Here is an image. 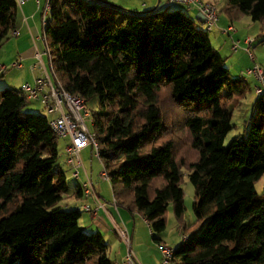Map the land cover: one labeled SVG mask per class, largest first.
<instances>
[{
    "label": "trees",
    "instance_id": "trees-1",
    "mask_svg": "<svg viewBox=\"0 0 264 264\" xmlns=\"http://www.w3.org/2000/svg\"><path fill=\"white\" fill-rule=\"evenodd\" d=\"M50 5L44 33L54 72L88 105L99 99L97 110L89 108L116 200L139 212L160 244L173 205L187 234L173 264H264V193L256 190L264 175V95L253 102L247 132L226 145L230 101L249 85L230 76L208 30L186 9ZM222 10L264 21V0H225ZM18 11L15 0H0V48ZM164 101L182 111L185 143L166 120ZM27 103L21 88L0 90V264H114L102 233L88 232L82 211L61 204L69 186L54 168L58 136ZM185 173L195 187L192 224L183 219Z\"/></svg>",
    "mask_w": 264,
    "mask_h": 264
},
{
    "label": "rangeland",
    "instance_id": "rangeland-1",
    "mask_svg": "<svg viewBox=\"0 0 264 264\" xmlns=\"http://www.w3.org/2000/svg\"><path fill=\"white\" fill-rule=\"evenodd\" d=\"M105 1L111 2L122 8L129 9L128 7H124V5H120L113 1H109V0H105ZM133 1L136 3L137 6H139V4L142 5L144 3L145 4L147 3L149 4L148 7H150L152 6V4H156V2L158 3L159 0H133ZM164 1L165 0H163L161 3H163ZM129 10L138 11V9H132V8ZM142 10H146V8H142ZM220 17H222L221 22L225 20L223 14H221ZM233 25L236 29L233 35L222 34L216 37L214 36L213 32L210 33L213 46L216 48L219 54L223 58H225V65L229 69L230 76L234 78L245 77L249 85L244 95L240 96L238 99L233 98V100L230 101L229 106L231 107V110L233 112V116H232L233 128L227 133L225 137L224 143L226 145L229 144L235 136L242 135L247 132L246 124L248 120L254 115L253 102L257 98L255 92L256 81L254 77H252L251 75H246V72L248 71V69L254 68L256 65L260 66L264 70V42H260L262 39H264V21H254L249 15L243 14L239 18L233 20ZM249 37H251V39L254 41L253 43H251V45L246 43L245 41ZM236 40H239L240 44H239V48L237 50H234L232 46L234 42H236ZM248 47H250L251 54L247 51ZM7 57L8 54L7 53L5 54L4 49L0 50V66L1 64L7 66L5 69L0 67V90H3L5 88L20 89L23 83H25L28 80L32 84H34V79H31V76L27 75L28 73L26 74L25 70L12 67L11 65L9 67L7 61H4V59L6 60ZM163 105H164V115L166 120L169 122L173 121L175 123L174 126H176V128L181 130L180 135L183 138L181 139V141L182 143H185L184 137L186 136V131L183 130V126H180L183 120V117L181 115L182 111L177 107H175L174 105L169 104L167 101H164ZM98 106H99L98 97H94L92 100H90L88 105V107H91L94 110H97ZM26 110L30 112L44 114L49 119L55 116V114L48 113L38 100L29 101L26 105ZM86 122L90 130H93V125L91 123V120L86 119ZM68 140L69 138L58 137L59 159L54 168L56 170H64L68 175H70L71 173L67 168L68 166L66 165L67 163L65 162L66 156L64 154V148L67 145ZM180 146L183 149H185L183 145ZM186 150H188V154L192 152L189 149ZM87 151L89 152L90 150L87 149L84 152L83 159L86 166L89 168L90 160L88 158V155H86ZM93 159H94L93 169L95 172V176H98V174L100 176V172L103 169L102 164L99 160V157L94 156ZM187 175L188 173H185L181 183L185 192L184 195L185 211H184L183 219L187 224H192L196 220L193 209L194 207L193 204L195 200V187ZM99 182L101 184H99ZM97 183H98L97 188H99L103 192V196L105 197L104 200L111 201L112 199L111 184L109 182L102 180L100 181L98 180L96 184ZM256 190L260 195L264 193V175L261 177V179L258 182H256ZM83 215L87 216L88 212L84 211ZM166 218H167V227L164 232V240L167 242L168 246L175 247V245H178L182 240L181 236L183 229L179 226V220L174 214L172 204H170V206L168 207ZM141 236L143 238V241H145L147 245L155 244V241L153 240L151 233L146 226H144L143 233L141 234ZM132 244L133 247H135L136 241L135 243L132 242ZM108 255L110 256L111 260H114L115 249H111Z\"/></svg>",
    "mask_w": 264,
    "mask_h": 264
},
{
    "label": "built area",
    "instance_id": "built-area-1",
    "mask_svg": "<svg viewBox=\"0 0 264 264\" xmlns=\"http://www.w3.org/2000/svg\"><path fill=\"white\" fill-rule=\"evenodd\" d=\"M18 7L22 6L28 0H15ZM39 5V0H37ZM172 4L184 5L187 8L192 6L197 8L198 14L206 25V29L210 30L218 24L220 19L219 7L214 2L204 0H166L165 6ZM50 0H46L43 11V28L47 25V19L50 14ZM228 35H233L235 27L230 24L224 29ZM17 34V31H13ZM44 50L38 51L35 55V62L31 65V71L34 73L35 81L25 83L22 91L25 93L26 99L29 101H39L45 110L55 116L49 119L50 126L58 137L69 138V142L65 146L66 163L72 168V177L80 179L82 171L85 168L82 159V150L86 147L92 148V154L99 157L100 149L97 142V135L94 130H90L86 119H90L93 125V116L88 103L80 95L69 92L63 85L62 81L55 74L51 62V49L45 33H43ZM246 43L250 44L254 41L251 37L247 38ZM239 40L234 42L232 48H239ZM247 51L251 54L250 47ZM48 58V62L46 60ZM12 67L22 68V59L16 60ZM7 66H4L5 69ZM246 75H251L256 81L255 92L257 96L264 95V70L256 65L254 68L248 69ZM245 81L247 79L243 77ZM100 172V178L111 184V177L104 165ZM82 196L85 199L95 197L97 207H93L89 202H85L78 209L81 211L95 213L99 208H105V203L100 200L95 190L92 179L88 176L80 183ZM114 197V202H116ZM120 237L127 246L125 257L115 264H141L132 248V237L128 229L118 227ZM183 239L187 238V234L182 235ZM161 260L159 264H173L174 247L168 244H160Z\"/></svg>",
    "mask_w": 264,
    "mask_h": 264
},
{
    "label": "crops",
    "instance_id": "crops-1",
    "mask_svg": "<svg viewBox=\"0 0 264 264\" xmlns=\"http://www.w3.org/2000/svg\"><path fill=\"white\" fill-rule=\"evenodd\" d=\"M109 1H113L120 5H124V7H128L129 9L132 8L141 11L142 8H146V10H149L157 6H162L166 0L163 3H161L163 0H159L158 3L156 2V4H152V6L150 7H148L149 4L147 3L146 4L144 3L142 5L139 4V6H137L133 0H109ZM204 1L214 2L219 7L220 16L221 14H223L225 17V20L222 22H221L222 17H220L218 24L214 26L212 29L208 30L209 37L211 35L210 33L212 32L216 37L222 34L226 35L227 33L225 32L224 29L227 28L230 24H233V20L235 18L232 19L226 11L222 10L225 0H204ZM45 4H46V0H39V5L37 3V0H28L22 6H20L16 20V28H15L17 34H13L12 32H10L8 38L4 41L2 47L0 48V50L4 49L5 54L6 53L8 54V57L6 58V60L4 59V61H7L9 67L16 60L22 59L23 67L20 69L25 70V73L26 74L28 73L27 75H30L31 79H34V81H35V77H34V73L31 71V65L35 62L36 53L38 51L44 50L45 47L44 39L42 37L44 33L43 11ZM178 6L183 7L184 9L187 10L188 14L194 20L195 25L197 27L203 30H207L206 25L199 16L196 7L192 6L190 8H187L184 5H178ZM46 60L48 62L47 57ZM4 66L6 65L1 64L0 67L3 68ZM246 82L248 83V81ZM25 83H31V82L28 80ZM25 83H23V85ZM87 149L90 150L89 152L87 151L86 154L88 155V158L90 160L89 168L86 166L83 159L84 152ZM64 154H65V148H64ZM81 154L85 168L82 171V175L80 179H74L72 177V168L70 165L66 164L68 166L67 168L69 169V172L71 173L70 175H68L64 170H62L65 172L67 177L69 191L65 194L61 204L67 208H79L85 202H89L93 207H97V201L95 197H90L88 199H85L80 191V183L84 181L88 176L92 179L95 190L100 200L105 201L104 200L105 197L103 196L102 190L97 188L98 183L96 184L98 180L100 181L102 179L101 178L99 179L100 177L99 174L98 176H95V172L93 169L94 155L92 154V148L90 146L84 148ZM99 184L101 183L99 182ZM105 202H104L105 208L101 207L95 213L88 212V215L85 216L83 215L84 211H82V216L80 218V225L88 232L100 231L102 233L104 240L108 244V253L111 251V249H115V258L114 260H112L114 264L118 261H121L125 257L127 252V246L120 237L118 227L128 229L132 237V242L135 243L136 241L135 247H133L132 244V248L135 252V255L141 262V264H159L161 260L160 243L155 242L154 245H150V244L147 245L146 242L143 241V238L141 236V234L143 233L144 226H146L151 233L147 220L139 212L130 211L126 204L125 205L120 204L118 200L114 202L113 190H112L111 201L106 200ZM162 243L167 244V242L164 240V234L162 235Z\"/></svg>",
    "mask_w": 264,
    "mask_h": 264
}]
</instances>
